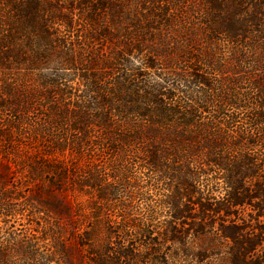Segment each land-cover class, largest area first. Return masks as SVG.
Segmentation results:
<instances>
[{
  "label": "trees",
  "instance_id": "1",
  "mask_svg": "<svg viewBox=\"0 0 264 264\" xmlns=\"http://www.w3.org/2000/svg\"><path fill=\"white\" fill-rule=\"evenodd\" d=\"M168 257L264 264V0H0V264Z\"/></svg>",
  "mask_w": 264,
  "mask_h": 264
},
{
  "label": "rangeland",
  "instance_id": "2",
  "mask_svg": "<svg viewBox=\"0 0 264 264\" xmlns=\"http://www.w3.org/2000/svg\"><path fill=\"white\" fill-rule=\"evenodd\" d=\"M189 28V26H187ZM188 32L193 34L196 38L199 37L198 32L195 29H188ZM68 36V35H67ZM98 46V44H93L92 47L95 48L96 46ZM48 73V72H47ZM50 76H53V74H51ZM133 192H131V191ZM161 192H164V189L160 190ZM160 191L156 190V188H154L153 186L147 184L146 183H142V185L139 187V189H131L129 188L128 191H124L123 192V197L122 198H126L128 201V203L130 204V212L131 214L135 217V220L139 223H142V221H144L146 219V217L148 216V205L149 203H156V200L159 198L160 196ZM70 199L71 197L68 196ZM80 199L84 200L86 197H79ZM150 198H152V200H150ZM115 212L116 209L113 208L112 211L110 210H105L104 211V216L103 218H96L93 220H89L88 222L83 220V224H81L80 228H76L77 232H80L82 229L85 230H94L95 232V239L92 240L91 243L94 244H100L102 243V241L105 239V235H106V220H104V217L106 216V214L110 215L111 217H115ZM27 213V212H25ZM106 213V214H105ZM164 216H161V218ZM86 224L88 226H86ZM21 227V226H19ZM126 239L129 238L128 235L125 236ZM140 240V239H138ZM204 242V241H203ZM201 240L191 237V244L193 247L199 248L202 245L207 244L206 242L203 243ZM169 251V250H167ZM82 252V251H81ZM70 253L72 258L78 261V255L80 254V251L76 248V247H72L70 248ZM169 258V257H168ZM168 264H176V260L172 259L171 257L168 259ZM52 264H56L55 262H52ZM187 264H196L194 261L190 260L189 263Z\"/></svg>",
  "mask_w": 264,
  "mask_h": 264
}]
</instances>
